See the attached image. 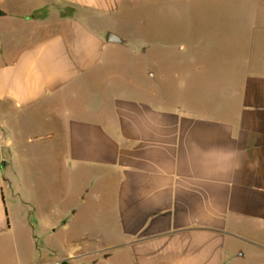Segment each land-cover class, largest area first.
Here are the masks:
<instances>
[{
	"label": "crops",
	"instance_id": "crops-1",
	"mask_svg": "<svg viewBox=\"0 0 264 264\" xmlns=\"http://www.w3.org/2000/svg\"><path fill=\"white\" fill-rule=\"evenodd\" d=\"M122 1L0 0V239L18 247L19 229L30 248L0 255V264H241L263 244L264 76H233L214 92L217 104L202 108L94 93L92 83L129 72L108 61L118 44L96 26ZM6 106L42 120L47 142L26 157L27 175L2 174L11 164ZM66 161L80 181L71 210Z\"/></svg>",
	"mask_w": 264,
	"mask_h": 264
},
{
	"label": "rangeland",
	"instance_id": "rangeland-1",
	"mask_svg": "<svg viewBox=\"0 0 264 264\" xmlns=\"http://www.w3.org/2000/svg\"><path fill=\"white\" fill-rule=\"evenodd\" d=\"M120 3L122 5L113 15L100 17L96 26L98 31L107 28L123 37L124 43L113 47L108 61L128 66L129 72L123 76V81L122 75L114 72L106 82L92 83L94 93L107 89L109 93L142 99L155 94L167 107L187 109L194 105L202 108L217 104L214 92L216 89L223 92L224 88L219 86H224L233 76L241 77L243 82L249 77L264 76V0H123ZM134 48L139 50L138 54ZM250 58L253 61H249ZM240 63L241 67L234 70V64ZM133 68H144L150 74L143 79L132 72ZM210 88L211 96L208 95ZM101 97L99 94L91 98ZM6 108L1 110L6 111L1 121L9 151L3 154L9 157L11 164L2 174L10 176L20 172L27 175L26 157L31 160L30 153L41 154L47 142L40 139L44 132L42 120L29 118L28 114H21L12 107ZM50 142L54 150L51 158L55 160L57 151L53 143H57V139ZM22 148L29 154H22ZM72 166L66 161L65 204L70 210L77 209L75 196L80 184L75 180ZM1 203L7 218L16 222L19 216L15 214L14 198L9 191L3 190ZM26 208L31 210L27 205ZM23 234L19 229L14 232L13 239L18 244L15 248H10L9 239H0V255L16 252L21 257L28 256L30 248L24 243ZM261 234L262 246L256 253H250L254 257H244L241 264H264V231ZM68 252L71 249L67 248ZM62 264L79 263L68 259ZM85 264L92 263L85 261Z\"/></svg>",
	"mask_w": 264,
	"mask_h": 264
},
{
	"label": "water",
	"instance_id": "water-1",
	"mask_svg": "<svg viewBox=\"0 0 264 264\" xmlns=\"http://www.w3.org/2000/svg\"><path fill=\"white\" fill-rule=\"evenodd\" d=\"M106 42L108 43H114V44H123L124 43V39L117 36L116 34L112 33V32H108L106 34Z\"/></svg>",
	"mask_w": 264,
	"mask_h": 264
}]
</instances>
